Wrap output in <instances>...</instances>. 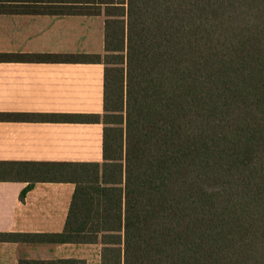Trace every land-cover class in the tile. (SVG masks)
I'll return each instance as SVG.
<instances>
[{
	"label": "trees",
	"instance_id": "trees-1",
	"mask_svg": "<svg viewBox=\"0 0 264 264\" xmlns=\"http://www.w3.org/2000/svg\"><path fill=\"white\" fill-rule=\"evenodd\" d=\"M0 14L102 16L103 54L0 60L103 65L102 161H0V182L74 185L60 233L100 264H264V0H0ZM18 264H86L78 259Z\"/></svg>",
	"mask_w": 264,
	"mask_h": 264
},
{
	"label": "crops",
	"instance_id": "crops-1",
	"mask_svg": "<svg viewBox=\"0 0 264 264\" xmlns=\"http://www.w3.org/2000/svg\"><path fill=\"white\" fill-rule=\"evenodd\" d=\"M102 16L0 14V54H103ZM103 65L0 60V161H102V125L51 122L47 114H101ZM0 182V233H60L74 190ZM78 259L100 264L99 245L0 242V264Z\"/></svg>",
	"mask_w": 264,
	"mask_h": 264
}]
</instances>
